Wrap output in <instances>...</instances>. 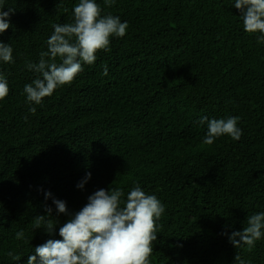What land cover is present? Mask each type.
I'll list each match as a JSON object with an SVG mask.
<instances>
[{"label":"trees","instance_id":"16d2710c","mask_svg":"<svg viewBox=\"0 0 264 264\" xmlns=\"http://www.w3.org/2000/svg\"><path fill=\"white\" fill-rule=\"evenodd\" d=\"M95 2L127 22L125 36L36 105L23 94L38 75L26 65L47 51L54 24L74 21L79 0H3L14 12L0 34L13 49L12 63L0 61L9 87L0 100V264H26L36 246L60 239L70 217L53 199L75 213L96 190L118 187L126 200L136 184L165 209L150 264H237V254L264 264V236L251 250L228 238L264 212L260 34L244 31L235 0ZM229 117H239L241 138L204 144L208 121ZM45 205L57 221L51 235L34 229Z\"/></svg>","mask_w":264,"mask_h":264},{"label":"clouds","instance_id":"9594fccd","mask_svg":"<svg viewBox=\"0 0 264 264\" xmlns=\"http://www.w3.org/2000/svg\"><path fill=\"white\" fill-rule=\"evenodd\" d=\"M105 5L111 7V0H105ZM234 7L240 13L244 31L259 33L257 42H264V0H235ZM3 8V0H0V34L10 28L9 16L14 12L12 8L8 11ZM101 12L95 0H79L73 8L72 23L53 25L54 31L46 41L47 51L40 53L38 63L26 65L38 74L24 86L26 102L39 105L58 87L70 85L83 71L84 64L92 65L99 51L110 50L111 37L125 36L127 22L122 23L118 16ZM12 53L10 44L0 41V61L12 63ZM102 75H108L107 65ZM8 93L7 80L0 73V100ZM35 111V107L29 108L30 113ZM238 120L239 117L209 120L203 143L211 145L224 135L239 140L242 130L237 126ZM90 176L91 173H87L77 187L82 189ZM44 195L47 200L51 193ZM124 196L125 192L118 187L96 190L75 213L68 212L66 202L53 199L57 214L70 218L59 227L60 239H48L36 246L26 264H150L153 242L157 240V221L165 211L164 206L155 195L146 194L139 184L127 193L126 200L122 199ZM52 211L45 205V214L35 217L34 229L43 228L51 235L57 223ZM262 236L264 212L248 217L246 226L241 231H233L228 238L235 248L246 245L251 250ZM15 238L25 239L24 231H17ZM7 255L14 261L21 259L12 251ZM234 261L245 264L238 254Z\"/></svg>","mask_w":264,"mask_h":264}]
</instances>
